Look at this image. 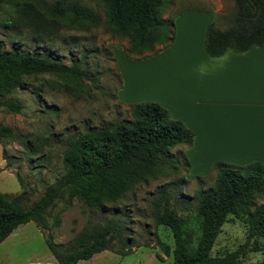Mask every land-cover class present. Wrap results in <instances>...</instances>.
<instances>
[{
    "label": "rangeland",
    "instance_id": "rangeland-1",
    "mask_svg": "<svg viewBox=\"0 0 264 264\" xmlns=\"http://www.w3.org/2000/svg\"><path fill=\"white\" fill-rule=\"evenodd\" d=\"M41 1L52 7L62 3L86 6L96 14L98 24L87 30L62 26L40 40L35 37V18L50 21L34 13L26 19L23 13L38 0H16L14 6L0 10V41L7 50L52 58L67 67L80 64L88 79L79 83L51 75H27L16 89L0 92V100L12 98L22 106L20 112L0 108V127L13 131L12 137L0 141V197L8 201L21 198L25 206L38 201L66 173L67 136L130 120L132 104L162 105L172 119L194 133L197 143L174 148L165 170L137 184L114 205L99 209L71 197L78 186L65 189L40 222L21 225L0 244V264H58L48 240L68 250L80 234L119 218L127 229L113 247L133 253L123 256L115 250L104 251L78 264H174L172 231L155 222L153 202L159 189L172 192L170 206L183 218L187 243L195 249L203 235V219L195 212L196 194L213 187L219 163L237 165L222 159L236 156L234 137L220 146L219 115L210 110L213 106L204 104L200 81L206 30L211 25L221 30L232 26L234 0H166L160 18L174 40L142 55L128 54L132 48L129 38L108 27L103 0ZM12 21L21 26L15 27ZM3 78L0 72V87ZM92 191L97 190L92 187ZM257 204H264V195ZM247 236L248 224L242 214L230 215L211 255L239 249ZM244 261L263 264L264 256L251 252Z\"/></svg>",
    "mask_w": 264,
    "mask_h": 264
},
{
    "label": "trees",
    "instance_id": "trees-1",
    "mask_svg": "<svg viewBox=\"0 0 264 264\" xmlns=\"http://www.w3.org/2000/svg\"><path fill=\"white\" fill-rule=\"evenodd\" d=\"M15 1L0 0V10L7 5L14 6ZM103 2L108 27L131 42L128 54L142 55L157 45L165 46L174 40L173 35L169 36L167 23L160 18L166 0ZM234 2L236 13L232 26L221 30L211 25L206 30L205 50L210 57H220L228 50L243 53L264 45V0ZM23 13L26 19L30 16L28 13H34L50 21L35 18V37L40 40L62 26L87 30L98 24L96 14L77 3L52 7L38 0ZM12 23L15 27L21 26ZM0 72L4 76L0 87L2 94L22 85L21 78L27 75H51L79 83L88 79L80 64L67 67L52 58L7 50L2 41ZM2 107L14 112L22 109L12 98L0 100ZM130 107V120L116 121L107 129L67 136L63 153L66 173L38 201L25 206L21 198L8 201L0 197V244L21 225L40 222L65 189L78 186L71 197H78L99 209L114 205L137 184L155 178L165 170L174 148L193 145L194 133L182 122L172 119L162 105L139 103ZM12 136L11 128L0 127V141ZM214 172L216 181L213 187L196 194L195 212L203 219V235L195 249L187 243L183 218L170 206L174 198L172 192L160 188L153 202L155 222L172 231L174 264H243L248 253L259 252L264 256V204H257V199L264 195V163L254 161L245 166L219 163ZM88 182L92 184L88 185ZM92 187L97 191L93 192ZM232 214H242L246 219L247 240L239 249L213 257L214 244ZM126 229L123 219H111L94 231L77 236L68 250L51 240L47 244L58 264H78L104 251H114V242L123 239ZM115 252L123 256L133 253L125 249Z\"/></svg>",
    "mask_w": 264,
    "mask_h": 264
},
{
    "label": "crops",
    "instance_id": "crops-1",
    "mask_svg": "<svg viewBox=\"0 0 264 264\" xmlns=\"http://www.w3.org/2000/svg\"><path fill=\"white\" fill-rule=\"evenodd\" d=\"M202 52L201 98L218 112L220 146L234 137L236 156L222 159L236 166L264 163V45L243 53L228 50L220 57Z\"/></svg>",
    "mask_w": 264,
    "mask_h": 264
}]
</instances>
